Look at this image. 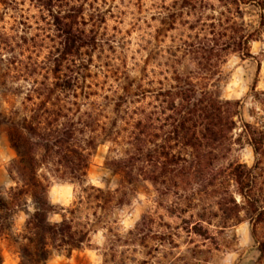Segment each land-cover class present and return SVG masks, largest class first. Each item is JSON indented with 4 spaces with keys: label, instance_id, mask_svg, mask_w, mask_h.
Wrapping results in <instances>:
<instances>
[{
    "label": "trees",
    "instance_id": "obj_1",
    "mask_svg": "<svg viewBox=\"0 0 264 264\" xmlns=\"http://www.w3.org/2000/svg\"><path fill=\"white\" fill-rule=\"evenodd\" d=\"M5 1L0 0V5ZM29 1L45 15L40 64L44 74L25 98L21 113L1 115L17 155L11 170L18 180L7 201L0 198V213H13L22 197L34 205L25 226L21 264H46L54 254L70 255L101 223L102 229L113 232L115 222L109 219L123 198L84 186L90 159L104 144H109L105 166L128 184L139 182L142 175L145 181L162 179L167 190L180 196L177 192L183 194L192 181L205 188H225L232 182L249 211L247 219L259 251L256 264H264V243L256 236L264 224V205L253 194L257 167L213 168L228 151L240 105L221 97V66L231 51L250 57L248 46L259 41L264 18L250 29L232 20L214 24L197 17L202 0H174L169 10H188L186 16L195 20L181 22L183 14L178 12L167 14L159 26H148L150 32L140 38L144 58H131L128 64V43L102 32L100 15L88 23L81 9L62 0ZM251 1L264 9V0ZM151 21L157 19L152 16ZM170 32H178L180 38L162 46L159 38ZM32 66L35 75L38 66ZM251 90L255 101L264 102V91ZM253 113L254 125L244 124L242 132L255 155L264 160V111ZM49 177L80 187L74 204L65 211L67 216L59 222L48 220L57 214L48 200ZM226 194L222 192L216 203V215L225 225L239 209ZM234 222H239L237 216ZM129 236L133 241L139 238L135 232ZM128 252L114 255L113 261L123 262Z\"/></svg>",
    "mask_w": 264,
    "mask_h": 264
},
{
    "label": "rangeland",
    "instance_id": "obj_2",
    "mask_svg": "<svg viewBox=\"0 0 264 264\" xmlns=\"http://www.w3.org/2000/svg\"><path fill=\"white\" fill-rule=\"evenodd\" d=\"M62 1L81 9L88 23L91 17L100 15L102 32L116 35L128 43V64H131V58H144L145 52L141 50L144 44L140 43V38L143 33L150 32L148 26H159L167 14L178 12L183 14L181 22L195 20L186 16L188 10H169L174 0ZM233 1L202 0L203 3L197 5V17L204 21L211 19L214 24L232 20L248 26V29L258 27L264 18V9L251 0H235L236 5L232 4ZM152 16L157 21L152 22ZM44 19L45 15L29 0H6L4 5H0V198L5 202L18 180L11 170L17 155L9 143L1 115L21 113L25 98L42 82L44 72L40 64L44 50L41 29ZM262 30L259 41L248 46L250 57H243L237 50L231 51L221 66V97L231 102L239 101L240 105L234 118L236 128L231 144L223 158L214 162L213 168L229 164L243 165L248 169L257 167L253 170V194L264 205V160L255 155L242 132L244 124L254 125L257 118L252 117L254 110L264 111V102L255 101L251 90L254 87L256 92L264 91V27ZM184 32L186 35L187 31ZM162 35L159 38L164 41L162 46L180 38L178 32H170L167 37L164 33ZM121 51L117 49V52ZM33 64L38 66L35 75L31 72ZM108 148L109 144L99 146L90 159L84 186L116 192L118 198H123V204L113 211L109 219L115 222L113 232L110 234L102 229L104 223H101L79 250L70 255L65 252L54 254L46 264H129L128 259L141 264H256L259 251L251 235V224L247 219L249 211L242 206L232 182H227L225 188H205L203 185L194 186L192 181L184 189L186 201H183V194L178 191L181 198L175 196V191L167 190L162 179L145 181L142 175L139 182H122L119 175H114L105 166ZM41 173L45 172L42 170ZM79 189L78 185L49 177L48 200L57 213L49 215L50 222H59L61 216H67L65 211L74 204ZM222 192H227L226 196L235 200L239 207L226 225L221 215H216V203ZM33 212L30 198L22 197L21 206L13 213H0V264H21L25 226ZM234 216L239 222H234ZM130 232L139 235L137 241L130 239ZM256 236L259 242L264 243V224L258 227ZM126 250L129 254H124V263L122 260L118 262L119 258L113 261L114 255Z\"/></svg>",
    "mask_w": 264,
    "mask_h": 264
}]
</instances>
